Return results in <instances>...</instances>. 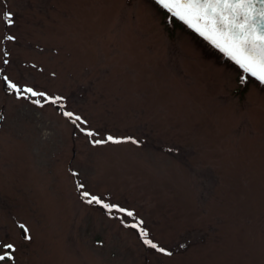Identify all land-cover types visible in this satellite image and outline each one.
I'll list each match as a JSON object with an SVG mask.
<instances>
[{
    "label": "rangeland",
    "instance_id": "obj_1",
    "mask_svg": "<svg viewBox=\"0 0 264 264\" xmlns=\"http://www.w3.org/2000/svg\"><path fill=\"white\" fill-rule=\"evenodd\" d=\"M225 60L154 0H0V182L40 189L57 264H264V88Z\"/></svg>",
    "mask_w": 264,
    "mask_h": 264
},
{
    "label": "snow or ice",
    "instance_id": "obj_2",
    "mask_svg": "<svg viewBox=\"0 0 264 264\" xmlns=\"http://www.w3.org/2000/svg\"><path fill=\"white\" fill-rule=\"evenodd\" d=\"M157 2L167 9L173 16L183 20L189 27L209 40L216 48L224 52L230 59L235 61L244 72L256 77L261 83H264V0H157ZM8 17L7 23L11 25L12 13H5ZM8 40H14L15 37L8 36ZM7 63V61H5ZM7 87L16 92L18 96L30 94L31 96H45L44 93L36 92L32 88H21L7 76L4 77ZM61 97H47L46 102H59ZM40 104V100L33 101ZM65 116L72 119V112H65ZM81 117L75 116L74 121H79ZM86 123V121H85ZM86 131L89 137L95 135L91 130ZM132 142L139 143L132 137L116 138L111 135L106 139L93 140L95 145L105 143ZM83 189V185H78ZM88 204L102 205L112 215L113 211L125 213L133 216L134 213L128 209L121 208L119 205L109 204L100 197L94 196L86 191L81 193ZM143 221L133 225L140 231L143 242L160 253L171 255L167 249L159 247L155 242L148 238V232L142 227ZM23 228V226H22ZM25 231V238L31 239ZM14 245L5 244L0 249L7 251L0 252V264L13 259L12 250Z\"/></svg>",
    "mask_w": 264,
    "mask_h": 264
},
{
    "label": "flooded vegetation",
    "instance_id": "obj_3",
    "mask_svg": "<svg viewBox=\"0 0 264 264\" xmlns=\"http://www.w3.org/2000/svg\"><path fill=\"white\" fill-rule=\"evenodd\" d=\"M10 93L15 94L16 92L12 90ZM25 184L26 186L23 187L19 184L7 187L0 182V246L5 244L14 245L12 250L13 259H6L3 264H57L55 261L63 257L61 253V250L64 248L62 239L63 232L61 230H55L52 227V223H55V220L53 218L50 220L49 217L46 219L42 213L49 211L50 208L42 207L35 201L38 200L36 195L40 189L33 183ZM28 186L31 187L30 190L27 188ZM27 191H30L31 194L29 192L27 193ZM21 196L26 200H31L33 203L34 209L32 208L29 211V217L18 215L17 211L19 207L16 203L19 202L18 199ZM96 205L98 208L101 207L99 204ZM40 207H42V211ZM104 211H106L105 208ZM56 224L59 225V228H62L63 223ZM47 225L54 230L51 231V246H45L44 249V247H40V242L37 243L35 233L36 228L43 229ZM25 228L27 229V235L31 239L25 238ZM56 237H59V239ZM98 242L101 243L102 240H98ZM41 243L43 244V240H41ZM2 251L7 250L0 249V252ZM71 262L72 260L68 259V264H72Z\"/></svg>",
    "mask_w": 264,
    "mask_h": 264
},
{
    "label": "trees",
    "instance_id": "obj_4",
    "mask_svg": "<svg viewBox=\"0 0 264 264\" xmlns=\"http://www.w3.org/2000/svg\"><path fill=\"white\" fill-rule=\"evenodd\" d=\"M239 69H240V73L242 72V74H243V75L240 74L239 77H240V78H242L243 76L245 77V78H244V81H243V82L241 81L243 89L247 88V84L249 83V81H250L251 79L254 80V81H256L257 83H259V85L261 84L259 80H257V79L254 78L253 76H251L249 73L244 72V70L241 69V68H239Z\"/></svg>",
    "mask_w": 264,
    "mask_h": 264
},
{
    "label": "bare ground",
    "instance_id": "obj_5",
    "mask_svg": "<svg viewBox=\"0 0 264 264\" xmlns=\"http://www.w3.org/2000/svg\"><path fill=\"white\" fill-rule=\"evenodd\" d=\"M202 40V39H201ZM208 45V44H207ZM211 49H213L210 45H208ZM214 51L218 50V49H213ZM217 52V51H216ZM225 60V59H224ZM226 61V60H225ZM229 61V60H228ZM238 66V65H237ZM239 67V66H238ZM240 68V67H239ZM262 88H264V86L261 85Z\"/></svg>",
    "mask_w": 264,
    "mask_h": 264
},
{
    "label": "water",
    "instance_id": "obj_6",
    "mask_svg": "<svg viewBox=\"0 0 264 264\" xmlns=\"http://www.w3.org/2000/svg\"><path fill=\"white\" fill-rule=\"evenodd\" d=\"M201 36V35H200ZM203 37V36H202ZM204 38V37H203Z\"/></svg>",
    "mask_w": 264,
    "mask_h": 264
}]
</instances>
